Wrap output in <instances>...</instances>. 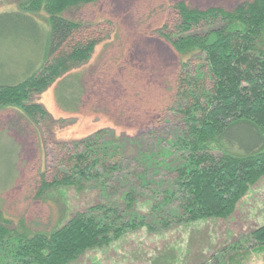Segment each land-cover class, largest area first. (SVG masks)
<instances>
[{
    "label": "rangeland",
    "instance_id": "1",
    "mask_svg": "<svg viewBox=\"0 0 264 264\" xmlns=\"http://www.w3.org/2000/svg\"><path fill=\"white\" fill-rule=\"evenodd\" d=\"M176 1L232 9L246 0H99L78 9L75 17L105 27L106 36L87 62L70 69L81 82L76 111L58 102V78L30 95L27 104L46 112L38 123L0 108V206L12 229L48 232L82 212L105 219L92 210L99 205L123 228L71 264H264L252 238L264 223V175L227 218L179 219L183 158L172 143L185 128L174 100L180 57L155 32L172 18ZM11 9H18L15 0H0V12ZM199 58L189 60L193 73ZM87 146L93 173L63 179L72 169L67 161ZM42 178L62 180L38 196ZM1 246L0 264H13L11 247Z\"/></svg>",
    "mask_w": 264,
    "mask_h": 264
},
{
    "label": "trees",
    "instance_id": "2",
    "mask_svg": "<svg viewBox=\"0 0 264 264\" xmlns=\"http://www.w3.org/2000/svg\"><path fill=\"white\" fill-rule=\"evenodd\" d=\"M98 1L15 0L18 9L0 12L1 110L11 108L15 118L38 123L46 112L27 104L30 95L58 78V102L76 111L81 82L70 69L87 62L106 35L101 36L105 27L74 12ZM170 9L172 18L155 32L180 57L174 100L185 128L172 143L183 158L176 177L177 213L187 223L227 218L264 175V0H246L232 9L176 1ZM40 12L46 13L44 20ZM196 56L201 65L193 73L189 60ZM89 145L92 149L94 143ZM87 147L67 161L72 169L63 179L93 173ZM61 180L42 178L38 196ZM92 210L105 219L82 212L59 228L27 234L11 228L0 206V245L11 247L13 264H71L109 245L112 233L122 235L121 225L109 220V209L99 205ZM252 238L254 249L263 251L264 223Z\"/></svg>",
    "mask_w": 264,
    "mask_h": 264
}]
</instances>
